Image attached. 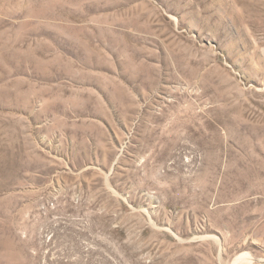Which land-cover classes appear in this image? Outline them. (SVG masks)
Returning <instances> with one entry per match:
<instances>
[{
  "label": "rangeland",
  "instance_id": "1",
  "mask_svg": "<svg viewBox=\"0 0 264 264\" xmlns=\"http://www.w3.org/2000/svg\"><path fill=\"white\" fill-rule=\"evenodd\" d=\"M0 264H264V0H0Z\"/></svg>",
  "mask_w": 264,
  "mask_h": 264
}]
</instances>
